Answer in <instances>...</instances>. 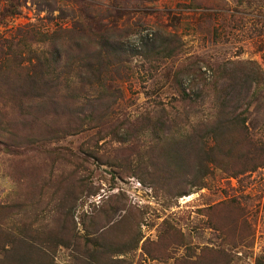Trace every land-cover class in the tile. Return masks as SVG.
Segmentation results:
<instances>
[{
    "label": "rangeland",
    "instance_id": "374dc122",
    "mask_svg": "<svg viewBox=\"0 0 264 264\" xmlns=\"http://www.w3.org/2000/svg\"><path fill=\"white\" fill-rule=\"evenodd\" d=\"M0 56V264H264V0H28Z\"/></svg>",
    "mask_w": 264,
    "mask_h": 264
},
{
    "label": "trees",
    "instance_id": "16d2710c",
    "mask_svg": "<svg viewBox=\"0 0 264 264\" xmlns=\"http://www.w3.org/2000/svg\"><path fill=\"white\" fill-rule=\"evenodd\" d=\"M28 0H7L6 4L3 6V8L0 10V16L1 19H5L7 16H14L20 13V8L26 3ZM56 2V0H54ZM43 5L47 6L49 11L56 10L50 3L45 2L42 3ZM50 20L53 19V17L49 18ZM68 32H71L69 29H63L60 28L54 32L50 31H42L37 30L36 33L39 35L38 37L41 38L40 41H46L50 40L53 43L52 51H46L44 52V59L38 60V66L39 71V83L41 85H51L52 87L57 86L61 83V78L63 76V73L68 74V85H70L69 80H72L76 76L82 84L89 86H94L96 84L100 83V80L102 79V68L101 66L106 61V59L109 58V51L112 47L113 39H115L114 36H110L109 40H106L105 42H97V45L95 47H90V51L86 52V48H84V45L81 42V39H75L76 41L73 42V45L78 49V52H71L74 51L72 45H69V49H62L58 46V40L59 39H71L73 37H69ZM118 51V49L116 48ZM85 51L86 57H83L82 52ZM66 53L68 55V59L66 58L64 68L66 71H57V67L61 66V63L63 62V54ZM105 53V57H104ZM72 54V56L70 55ZM48 55V56H47ZM4 58L0 56V61H2ZM85 59V60H84ZM56 65V66H55ZM74 69H78L79 71L74 72ZM84 70L88 73L90 79L86 82L84 81V76L82 72L84 73ZM247 78L250 81H255L256 74L249 75L246 74ZM37 80L35 82L38 83ZM78 83V82H77ZM76 83V85H77ZM203 91H200L198 94L194 95L191 93L183 92L181 98L179 99L180 102L184 103H191L193 102V99H199L201 96H203ZM34 97H43L45 94L43 92H39L33 95ZM20 241V240H19ZM23 242H26L25 239H22ZM30 259V257H29ZM28 260V255H27Z\"/></svg>",
    "mask_w": 264,
    "mask_h": 264
}]
</instances>
